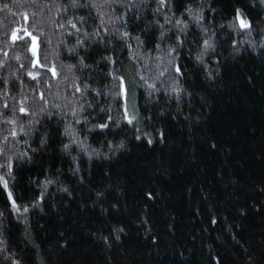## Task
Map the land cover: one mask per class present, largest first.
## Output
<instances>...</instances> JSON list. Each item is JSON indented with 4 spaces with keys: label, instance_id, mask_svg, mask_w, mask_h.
Segmentation results:
<instances>
[{
    "label": "trees",
    "instance_id": "1",
    "mask_svg": "<svg viewBox=\"0 0 264 264\" xmlns=\"http://www.w3.org/2000/svg\"><path fill=\"white\" fill-rule=\"evenodd\" d=\"M0 165V264H264V0H0Z\"/></svg>",
    "mask_w": 264,
    "mask_h": 264
},
{
    "label": "snow or ice",
    "instance_id": "2",
    "mask_svg": "<svg viewBox=\"0 0 264 264\" xmlns=\"http://www.w3.org/2000/svg\"><path fill=\"white\" fill-rule=\"evenodd\" d=\"M159 2L161 3V4H163V3H165V0H159ZM26 19H27V16L25 17ZM202 17H199V16H197L196 17V19L197 20H199V19H201ZM237 20L239 21V24H240V26L242 27V28H249L250 27V24L238 13L237 14ZM69 23H71V22H69ZM181 23V21H177V24L179 25ZM72 27H74L75 28V24H73L72 25ZM184 29L183 28H181V31H183ZM18 31V30H17ZM25 32H26V34L28 35V36H31L32 34L30 33V32H27V30L25 29ZM19 39H23V37H18ZM32 39L35 41L36 40V37H32ZM210 45H208V42L207 41H205V47L207 48V47H209ZM33 51H35V49H33ZM42 66V65H41ZM177 71H179V68H177ZM53 74L55 75V72L53 71ZM29 75H32V73H29ZM33 78L35 79L36 77L35 76H33ZM20 111L21 112H24V111H26L24 108H21L20 109ZM129 123H131V120H129ZM107 125H100V127H106ZM21 130H23V129H21ZM13 134H15V133H13ZM65 147H67V145L65 146ZM0 167H2V165H0ZM10 167V166H9ZM10 174V173H9ZM0 183H3V185H4V187L5 188H7V181L6 180H4V178L3 177H0ZM8 195L9 196H11V192H9L8 193ZM13 206L16 208V210L17 211H19L20 209H19V207L18 206H16L15 205V201L13 200ZM24 211H27V209L25 208L24 209ZM17 264H18V262H17Z\"/></svg>",
    "mask_w": 264,
    "mask_h": 264
},
{
    "label": "rangeland",
    "instance_id": "3",
    "mask_svg": "<svg viewBox=\"0 0 264 264\" xmlns=\"http://www.w3.org/2000/svg\"><path fill=\"white\" fill-rule=\"evenodd\" d=\"M31 46H32L33 55L35 56L36 61H37V59H38V56H37L38 55V47H39L37 37H36L35 41L32 40ZM33 49H35V51H33Z\"/></svg>",
    "mask_w": 264,
    "mask_h": 264
}]
</instances>
